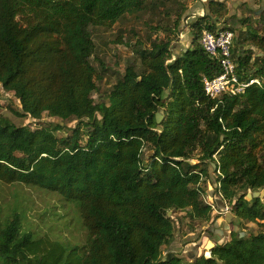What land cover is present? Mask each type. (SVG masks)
<instances>
[{
  "label": "trees",
  "instance_id": "trees-1",
  "mask_svg": "<svg viewBox=\"0 0 264 264\" xmlns=\"http://www.w3.org/2000/svg\"><path fill=\"white\" fill-rule=\"evenodd\" d=\"M162 1L0 0V84L21 102L19 116L40 126L0 117V183L59 194L77 207L88 233L80 250L24 230L17 213L0 216V264H264V231L241 238L234 228L211 257L163 256L175 237L170 212L211 219L201 184L213 164L233 216L264 228V199H247L248 191L264 190V15L239 21L246 27L232 48L240 79L261 85L236 96L206 95L204 79L223 70L203 49L202 35L234 31L215 20L227 5L213 2L211 14L191 26L187 52L174 56L170 39L140 46L142 71L128 66L107 102L94 100L102 79L93 29L113 28ZM247 42L262 56L245 49ZM45 114L59 122L43 123ZM72 119L78 124L71 134L58 136ZM145 148L153 153L146 159Z\"/></svg>",
  "mask_w": 264,
  "mask_h": 264
},
{
  "label": "rangeland",
  "instance_id": "rangeland-1",
  "mask_svg": "<svg viewBox=\"0 0 264 264\" xmlns=\"http://www.w3.org/2000/svg\"><path fill=\"white\" fill-rule=\"evenodd\" d=\"M209 1L163 0L142 14L126 16L113 28L93 29V37L97 45L94 65L102 79L97 82L98 90L93 94L95 102L98 104L107 102L111 88L124 74L128 66H134L139 72L142 71L137 54L140 46L148 45L150 41L156 39H170L172 40L174 56L182 52L180 49L190 48L193 41L191 26L199 17L205 16L206 2ZM214 2L227 5V14L215 20H219L221 25L226 22L229 27L234 29L235 36L239 35L240 30L246 27L239 22L241 19L247 17L253 19L264 15V0H215ZM182 6L184 9L180 11ZM178 10L182 13L179 30L172 31L171 34L167 30L172 29L177 19ZM262 29L263 25H258L260 34ZM234 44L236 45L235 41ZM244 46L257 57L262 56L261 51L249 42L245 43ZM165 95L167 97L168 92ZM21 112L22 105L19 99L13 92H6L0 84V117L8 118L19 127L40 128L34 124L33 119L19 116ZM157 114L163 116L164 120V113L161 110ZM42 122L57 123L59 120L50 118L45 114ZM77 124L78 121L75 119L66 121L67 130L58 132V136L70 135L71 129L75 128ZM152 154V151L145 148L143 157L146 159ZM197 155L198 153L194 155L193 164L198 163ZM215 170L211 165L209 178L201 184L205 202L215 207L211 219L208 222L193 221L185 217L186 212H170L169 216L175 225V237L173 242L163 249V256L173 253L187 262H193L187 255L188 251L191 250V247L188 248L189 243H194L195 246L200 241L202 246L200 256H206V253H209V250L205 248L208 241L211 240L215 245L229 241L233 228L238 227L237 232L242 231L245 236L256 235L264 231V228L262 229L259 224L245 221L240 223L238 219L233 217L230 222V230H226L224 236H219L218 233L214 232L216 224L220 229H223L227 214L231 212V203L224 201L218 190L219 174ZM248 193H252V191H248ZM217 201L219 203L224 202L228 210H219ZM14 213L21 215L24 230L34 232L37 237L63 242L69 246L85 250L88 233L83 226L80 213L75 205L64 201L59 194L22 185L0 183V216L6 218ZM206 233H211L212 239L207 238Z\"/></svg>",
  "mask_w": 264,
  "mask_h": 264
},
{
  "label": "built area",
  "instance_id": "built-area-1",
  "mask_svg": "<svg viewBox=\"0 0 264 264\" xmlns=\"http://www.w3.org/2000/svg\"><path fill=\"white\" fill-rule=\"evenodd\" d=\"M234 39L235 32L231 29L204 31L202 35L201 45L203 49L211 57L220 61L223 70L222 74L216 78L204 79L205 93L212 99H217L223 95L236 96L252 85H261L259 80L244 82L238 76L237 66L232 59ZM211 206L215 210L214 205Z\"/></svg>",
  "mask_w": 264,
  "mask_h": 264
},
{
  "label": "water",
  "instance_id": "water-1",
  "mask_svg": "<svg viewBox=\"0 0 264 264\" xmlns=\"http://www.w3.org/2000/svg\"><path fill=\"white\" fill-rule=\"evenodd\" d=\"M214 1H215V0H210L209 2H206L205 14L210 15V4H211L212 2H214ZM192 42H193V41H192ZM188 49H189V48H186V49H180V50L183 51V52H187ZM179 54H180V53H179ZM161 112L164 113L162 110H161ZM156 119H157V122L160 124L161 121L163 120V116H160L159 114H157ZM159 130H161V129L159 128ZM212 166L216 169V165L213 164ZM254 198L264 199V190H262L261 192H252V193H248V194H247V199H248V200H252V199H254ZM217 204H218L220 210L225 211V210L227 209V205H226L224 202L219 203V202L217 201ZM231 209H232V207H231ZM233 217H234V216H233V214H232L231 212H229V213L227 214V219H226V222L224 223V229H223V230H220V233H219L220 236H224L225 231H226V230H227V231L230 230V222H231V219H232ZM237 231H238V227L235 228V232H237ZM207 237L210 238V239H212V235L209 234V233L207 234ZM240 237H241V238L245 237V234H244L243 232L240 233ZM200 244H201V243H199V244L197 245V247H196V248H197V249H196V255H188V258H189L190 260L195 261V260H197L198 258L201 257V256H200V249H201ZM215 247H216V245H215L211 240H209L208 243H207V246H206L207 250H209V256H206V257H211L212 250H213Z\"/></svg>",
  "mask_w": 264,
  "mask_h": 264
},
{
  "label": "crops",
  "instance_id": "crops-1",
  "mask_svg": "<svg viewBox=\"0 0 264 264\" xmlns=\"http://www.w3.org/2000/svg\"><path fill=\"white\" fill-rule=\"evenodd\" d=\"M179 49V48H178ZM236 219V218H235ZM216 226V228H215V230H214V232L215 233H220V230H223L224 229V225H223V229H220L219 227H218V224H216L215 225ZM207 234L208 233H206V237H207ZM211 234V233H210ZM212 235V234H211ZM220 236V235H219ZM208 238V237H207ZM210 239V238H209ZM200 243V241H198V243L197 244H195V246H194V243H189L188 244V248L189 247H191V250L190 251H188V253H187V255H196V247H197V245ZM207 246V245H206ZM206 246H205V248H206ZM200 247L202 248V246H201V244H200Z\"/></svg>",
  "mask_w": 264,
  "mask_h": 264
}]
</instances>
